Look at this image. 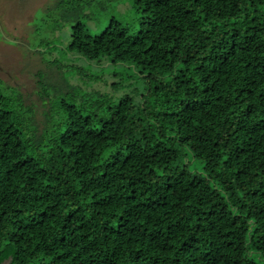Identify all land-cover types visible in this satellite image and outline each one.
<instances>
[{
  "label": "trees",
  "instance_id": "16d2710c",
  "mask_svg": "<svg viewBox=\"0 0 264 264\" xmlns=\"http://www.w3.org/2000/svg\"><path fill=\"white\" fill-rule=\"evenodd\" d=\"M42 21L51 76L0 78V262L264 264V0Z\"/></svg>",
  "mask_w": 264,
  "mask_h": 264
},
{
  "label": "rangeland",
  "instance_id": "374dc122",
  "mask_svg": "<svg viewBox=\"0 0 264 264\" xmlns=\"http://www.w3.org/2000/svg\"><path fill=\"white\" fill-rule=\"evenodd\" d=\"M55 0H0V78L16 86L23 93L34 97L32 90L37 88V69L48 72L51 66L32 50L40 36L48 35L44 19L46 7ZM120 12L124 13L119 3ZM108 10L112 11L110 7ZM106 12V17L110 14ZM122 21H128L130 14L125 13ZM38 36H37V34ZM54 32L53 34H56ZM51 59V56L45 53ZM49 69V70H48Z\"/></svg>",
  "mask_w": 264,
  "mask_h": 264
},
{
  "label": "water",
  "instance_id": "95a60500",
  "mask_svg": "<svg viewBox=\"0 0 264 264\" xmlns=\"http://www.w3.org/2000/svg\"><path fill=\"white\" fill-rule=\"evenodd\" d=\"M9 261H10V257H7V258H5L4 260H2V261L0 262V264H8Z\"/></svg>",
  "mask_w": 264,
  "mask_h": 264
}]
</instances>
